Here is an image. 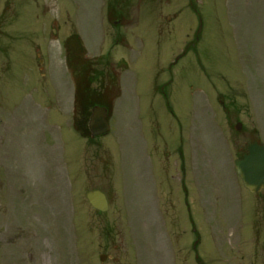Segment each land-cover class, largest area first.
I'll list each match as a JSON object with an SVG mask.
<instances>
[{
  "label": "rangeland",
  "instance_id": "374dc122",
  "mask_svg": "<svg viewBox=\"0 0 264 264\" xmlns=\"http://www.w3.org/2000/svg\"><path fill=\"white\" fill-rule=\"evenodd\" d=\"M105 1L0 0V264H188L186 193L238 182L233 161L264 143V0H198L183 55L175 0H114L115 24ZM85 86L112 110L92 141L72 126Z\"/></svg>",
  "mask_w": 264,
  "mask_h": 264
},
{
  "label": "flooded vegetation",
  "instance_id": "af4514ba",
  "mask_svg": "<svg viewBox=\"0 0 264 264\" xmlns=\"http://www.w3.org/2000/svg\"><path fill=\"white\" fill-rule=\"evenodd\" d=\"M197 2L198 0H175L173 4H167L171 7L169 11L173 12L172 17L168 16L169 19L171 18L170 22L176 23L172 29L179 36L189 37L192 27L191 21L182 19L184 15L180 16L181 12L186 10L194 15L197 25L193 31L191 44L189 43L193 49L200 41L202 28L200 3ZM155 6L160 7L161 5L155 4ZM110 7V5H106L108 20L115 16L116 12L120 15V12L124 11ZM117 22L118 20L114 21V23ZM185 53L186 50L182 51L181 54ZM194 188L196 193L198 188L213 190L214 195L213 200L208 202L206 197H194L195 201L191 202L190 193H186L189 200L187 203L188 226L186 225L184 230V235L186 239L188 238L184 245L187 259L193 255L196 264H264V222L261 221L264 220L263 208L261 209L264 195L251 196L247 202H244L242 197L225 195L232 191V186H227L225 190H222L221 186L208 184L200 187L194 186ZM220 191L224 193V196L220 195ZM256 199L259 204L257 211ZM197 203L199 208L203 210L201 212L203 215L201 225H197L192 217L191 206H196ZM243 206H246V212L242 211ZM233 207L240 209V211L234 214L231 211ZM188 264L193 263L190 260Z\"/></svg>",
  "mask_w": 264,
  "mask_h": 264
},
{
  "label": "water",
  "instance_id": "95a60500",
  "mask_svg": "<svg viewBox=\"0 0 264 264\" xmlns=\"http://www.w3.org/2000/svg\"><path fill=\"white\" fill-rule=\"evenodd\" d=\"M107 110L94 107L88 121V129L91 137L103 135L108 132L109 125L106 121ZM234 167L246 188L253 192H259L264 188V144L251 145L248 154L242 159L234 161ZM91 206L101 212L108 210L105 196L99 191H91L86 194Z\"/></svg>",
  "mask_w": 264,
  "mask_h": 264
},
{
  "label": "trees",
  "instance_id": "16d2710c",
  "mask_svg": "<svg viewBox=\"0 0 264 264\" xmlns=\"http://www.w3.org/2000/svg\"><path fill=\"white\" fill-rule=\"evenodd\" d=\"M86 105H83L82 111L79 113V131L82 136H88L86 126H83V123L86 124L87 116L89 115V111L86 109Z\"/></svg>",
  "mask_w": 264,
  "mask_h": 264
}]
</instances>
